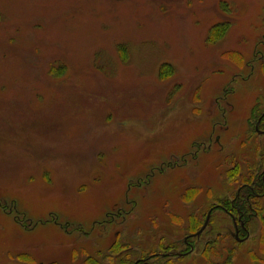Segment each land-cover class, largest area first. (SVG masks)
<instances>
[{"label":"rangeland","instance_id":"rangeland-1","mask_svg":"<svg viewBox=\"0 0 264 264\" xmlns=\"http://www.w3.org/2000/svg\"><path fill=\"white\" fill-rule=\"evenodd\" d=\"M262 113L264 0H0V264L181 252L264 171ZM260 229L214 210L159 264H264Z\"/></svg>","mask_w":264,"mask_h":264},{"label":"trees","instance_id":"trees-1","mask_svg":"<svg viewBox=\"0 0 264 264\" xmlns=\"http://www.w3.org/2000/svg\"><path fill=\"white\" fill-rule=\"evenodd\" d=\"M264 113H262L259 116L258 121L263 117ZM257 123H261L260 124V131H262L264 133V117ZM261 157H264V145H262V154ZM260 165H262V163H260ZM241 175V176H240ZM239 175V173L237 175H235V179L238 177V179H243V181L246 180V173L241 172ZM264 171L258 175L257 177L254 176L251 179V183L250 184H244L242 187V191L239 195V198H237L234 201V204H231V200L229 199H224V201H222L221 203H219V206H228L230 210V213L233 214L236 218V220H238V217L240 215H244L243 216V220L244 222H246L247 224V228H249L251 226V222L253 221H260L261 224V233H260V238L258 239V241L260 242V239L263 237L264 235ZM254 181V183L252 184V181ZM260 180V182L258 183V181ZM253 188V191L251 190L250 187ZM254 193L260 195V197H257L254 195ZM234 197V196H233ZM235 199V197H234ZM238 210L241 213H238ZM251 219L249 218V215H251ZM247 238L246 234H242V237ZM264 238V237H263ZM229 264V262H228ZM232 264V263H231Z\"/></svg>","mask_w":264,"mask_h":264},{"label":"flooded vegetation","instance_id":"flooded-vegetation-1","mask_svg":"<svg viewBox=\"0 0 264 264\" xmlns=\"http://www.w3.org/2000/svg\"><path fill=\"white\" fill-rule=\"evenodd\" d=\"M263 181H264V178H263ZM259 182H260V180L258 181V183ZM250 188L253 191V188L252 187H250ZM240 192L241 191H238V195L236 196V199L239 198ZM254 195L257 196V197H260V195H258L256 193H254ZM233 204L234 203H232V205ZM212 208H213L211 210L212 211V214H213L214 210H221V211L225 212L226 214H228L229 216H231V218L233 219V225H234L235 234L232 233V232L230 234L233 237H234V235L238 234L239 235V238H240L241 237L240 235H242V233L243 234H246L247 236L249 235V231H248V228H247V224L243 220V216L244 215H240L238 217V220H236L235 216L233 214H231L230 211L227 209L228 206L227 207H224V206L217 205V206H213ZM210 212L208 211V213L206 215V218H205V221H204L201 229L205 225L206 220H207V217H208V215H209ZM238 213H241V212L238 210ZM212 214H211V218H212ZM251 216H252V214L249 215V218L250 219H251ZM210 221H211V219H210ZM110 222H112V221H110ZM209 224H210V222H209ZM209 224H208L207 228L205 229V231L200 236H197V234L200 232L201 229L198 232L194 233V234L188 235L183 240L182 249L180 248L181 249L180 250L181 252H175V251H173L175 249H172L171 251H167L166 253H162V254L161 253H154V254L149 255V256H146L144 258L137 259V261H135V263H133V264H159L162 260H165V259L166 260L167 259H169V260H173V259H175V260H177V259L178 260L179 259H186V258H189L190 256H192L195 253V251H196V247H199V246H203L204 247L203 248V251H202V254H203L204 252L207 251L206 250L207 249V246L210 245V243H212L211 240H209V241L208 240H204V238L207 237L205 234L207 232V229L209 227ZM80 232H82V231L80 230ZM184 249H186V250H184Z\"/></svg>","mask_w":264,"mask_h":264},{"label":"water","instance_id":"water-1","mask_svg":"<svg viewBox=\"0 0 264 264\" xmlns=\"http://www.w3.org/2000/svg\"><path fill=\"white\" fill-rule=\"evenodd\" d=\"M263 117H264V115H263ZM263 117H262V118H263ZM257 131L259 132L258 129H257ZM259 133H260V132H259ZM211 214H212V211L209 213L205 225H204L203 228L200 230V232L197 234V236H200V235L205 231V229L207 228V226H208V224H209V222H210V219H211ZM234 237H235V239H236L238 242H243V241H244V240H241V239L239 238V235H238V234L234 235Z\"/></svg>","mask_w":264,"mask_h":264}]
</instances>
